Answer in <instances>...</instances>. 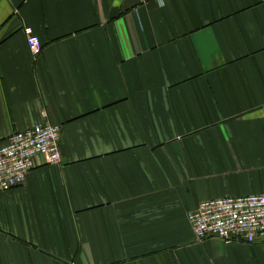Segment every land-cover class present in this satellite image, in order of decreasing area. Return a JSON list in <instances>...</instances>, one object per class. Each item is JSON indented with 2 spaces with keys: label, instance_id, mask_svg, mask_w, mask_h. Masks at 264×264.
I'll return each mask as SVG.
<instances>
[{
  "label": "crops",
  "instance_id": "1",
  "mask_svg": "<svg viewBox=\"0 0 264 264\" xmlns=\"http://www.w3.org/2000/svg\"><path fill=\"white\" fill-rule=\"evenodd\" d=\"M42 122L60 161L0 191V264H264L188 220L264 193V0H0V144Z\"/></svg>",
  "mask_w": 264,
  "mask_h": 264
},
{
  "label": "built area",
  "instance_id": "2",
  "mask_svg": "<svg viewBox=\"0 0 264 264\" xmlns=\"http://www.w3.org/2000/svg\"><path fill=\"white\" fill-rule=\"evenodd\" d=\"M26 42L31 55L39 56L43 48L39 37L27 31ZM60 135V126L42 122L13 132L0 144V191L21 185L35 156L43 157L49 164L58 163ZM188 220L198 240L215 237L226 242L251 243L264 233V193L201 201L188 213Z\"/></svg>",
  "mask_w": 264,
  "mask_h": 264
}]
</instances>
